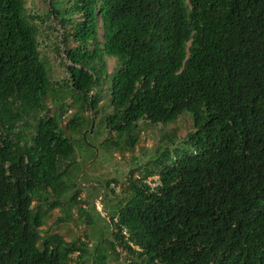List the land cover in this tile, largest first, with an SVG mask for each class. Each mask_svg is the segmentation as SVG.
<instances>
[{"label": "trees", "instance_id": "obj_1", "mask_svg": "<svg viewBox=\"0 0 264 264\" xmlns=\"http://www.w3.org/2000/svg\"><path fill=\"white\" fill-rule=\"evenodd\" d=\"M29 1L0 0V264H105L116 246L129 264H264V0H47L45 17ZM49 17L80 107L96 110L108 84L101 123L128 150L141 123L191 118L182 139L161 136L143 176L131 173L114 200L102 193L106 247L41 229L73 206L92 225L84 166L46 106L55 91L38 23ZM106 58L117 63L110 79ZM91 122L74 115L65 126L90 162Z\"/></svg>", "mask_w": 264, "mask_h": 264}, {"label": "rangeland", "instance_id": "obj_2", "mask_svg": "<svg viewBox=\"0 0 264 264\" xmlns=\"http://www.w3.org/2000/svg\"><path fill=\"white\" fill-rule=\"evenodd\" d=\"M27 8L35 16L38 15L40 17H45L49 11L47 0H31L27 3ZM37 22L39 21L37 20ZM38 27L40 30L38 37L40 55L42 60L45 61L47 69H49V77L54 83L53 88L55 91V93L48 96L46 106L51 109L50 115H62L60 119L61 127L74 142L76 159L81 166H84L81 177L84 188L80 199L85 203L83 209L89 213L92 223V225H88L85 219H80L77 207L73 206L67 214L54 209L41 229L49 234L57 233L67 242L77 238L87 241V238L84 237V234H87L90 238L88 241L89 247L92 245L106 247V243L113 241V239L106 228L108 220L103 218V215L106 214L103 212L100 201L102 193L105 192V194L109 195V198L114 200L127 186V179L131 173L135 178L143 176L145 169H149L145 164L150 160L153 151L160 145L161 136L174 134L176 139H182L191 131V118L189 114L184 113L173 124L149 125L141 123L137 141L133 149L128 150L126 148L128 141H125L115 133L108 132L101 123L104 117L111 113L108 93L109 85L102 84V86H99L101 91L99 92L98 101L95 102L96 110L85 104L81 108L77 101V92L71 86L70 73L67 69L70 63L65 59L63 53L62 31L58 23L52 17H49L45 20V24L38 23ZM105 64V72L110 79L117 67V63L114 59L106 58ZM94 94L98 96V91L92 90L90 96ZM74 115L81 117L85 123L92 121L91 127L93 128L89 131L91 136L89 140L90 146L96 147V154L91 162L89 161L91 158L90 150L82 146V135L78 133L70 134L65 128L67 122ZM179 146V150H181L182 144ZM155 179H147L151 187L156 185ZM110 180H116L117 183H110L108 189H101L102 187L100 186ZM91 184H96L99 191L92 192L89 190L88 187ZM93 202L96 212L89 209L88 203ZM69 216H71V219ZM66 217L68 220L64 221ZM115 249L116 255L106 258L105 264H129L132 259L131 256L119 246H116ZM88 262L91 263L92 260L89 259Z\"/></svg>", "mask_w": 264, "mask_h": 264}]
</instances>
